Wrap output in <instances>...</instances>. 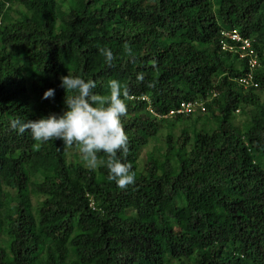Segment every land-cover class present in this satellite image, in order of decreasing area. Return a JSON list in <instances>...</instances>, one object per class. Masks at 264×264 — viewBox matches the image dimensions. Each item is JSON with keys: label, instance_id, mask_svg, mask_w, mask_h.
Listing matches in <instances>:
<instances>
[{"label": "trees", "instance_id": "16d2710c", "mask_svg": "<svg viewBox=\"0 0 264 264\" xmlns=\"http://www.w3.org/2000/svg\"><path fill=\"white\" fill-rule=\"evenodd\" d=\"M223 30L251 42L249 86ZM67 73L127 89L126 188L103 152L10 127L59 114ZM182 101L205 112L162 118ZM0 264H264V0H0Z\"/></svg>", "mask_w": 264, "mask_h": 264}, {"label": "clouds", "instance_id": "9594fccd", "mask_svg": "<svg viewBox=\"0 0 264 264\" xmlns=\"http://www.w3.org/2000/svg\"><path fill=\"white\" fill-rule=\"evenodd\" d=\"M100 52L105 64L112 66V50L101 48ZM142 78V75H137V79ZM59 81V87L68 93L63 97L64 107L59 114L50 113L34 120L14 118L10 127L17 134L28 132L32 140L39 143L60 140L64 147L77 146L80 160L90 169L97 166V154L103 152L105 159L101 163L107 170V180L121 189L133 184L135 175L124 159L128 151V136L121 119L127 112V89L120 81L110 79L106 84L107 94L102 95L94 91L97 85L92 79L68 73L60 76ZM54 94L55 90L48 88L41 98L49 99ZM140 101L147 102L148 98H140ZM147 110L153 112L150 107ZM199 113L203 112L196 110L188 115Z\"/></svg>", "mask_w": 264, "mask_h": 264}, {"label": "built area", "instance_id": "2783aa9c", "mask_svg": "<svg viewBox=\"0 0 264 264\" xmlns=\"http://www.w3.org/2000/svg\"><path fill=\"white\" fill-rule=\"evenodd\" d=\"M221 35L227 40V42L230 40L236 44V47L230 46L228 47V43L226 41H223L221 43V50L225 52H229L235 56H238L240 60H247L248 63V72L241 77L238 81L240 84H242L244 87L249 86L252 83L253 80V70L258 65L257 61V55L254 53L252 49L251 42L248 39L242 38L238 31L236 30H223L221 32ZM254 86H256L254 84ZM142 100H147L146 97H142ZM196 110H200L201 112L205 111L204 104L202 102L194 101V102H180L178 107L176 109H172L169 111L168 115L163 116L166 117H172L176 114H184L188 115Z\"/></svg>", "mask_w": 264, "mask_h": 264}, {"label": "rangeland", "instance_id": "374dc122", "mask_svg": "<svg viewBox=\"0 0 264 264\" xmlns=\"http://www.w3.org/2000/svg\"><path fill=\"white\" fill-rule=\"evenodd\" d=\"M193 115H196V114H193ZM239 119H240V116H237L236 119H235L236 122H238ZM151 148H152V146L143 149L140 156H144L146 151H149ZM163 209H164V212L171 218L180 219L182 217V213L181 212L172 210V206H171L170 203H166L163 206Z\"/></svg>", "mask_w": 264, "mask_h": 264}]
</instances>
